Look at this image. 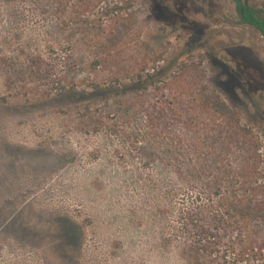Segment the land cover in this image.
I'll return each mask as SVG.
<instances>
[{
    "label": "rangeland",
    "instance_id": "obj_1",
    "mask_svg": "<svg viewBox=\"0 0 264 264\" xmlns=\"http://www.w3.org/2000/svg\"><path fill=\"white\" fill-rule=\"evenodd\" d=\"M214 58L246 94H220ZM154 63L183 110L204 87L224 98L264 160V36L231 0H0V264H193L173 177L139 150V105L178 94L133 86Z\"/></svg>",
    "mask_w": 264,
    "mask_h": 264
},
{
    "label": "trees",
    "instance_id": "obj_2",
    "mask_svg": "<svg viewBox=\"0 0 264 264\" xmlns=\"http://www.w3.org/2000/svg\"><path fill=\"white\" fill-rule=\"evenodd\" d=\"M231 1L238 25L263 30V10L252 7L250 0ZM119 4L104 11L99 8L100 19L107 20L110 11L122 6ZM111 55L114 56L113 51ZM100 58L105 61L108 57ZM91 64L97 69L96 61ZM211 64L222 77L217 85L221 95L238 90L246 94L240 78L223 62L214 58ZM166 72L167 68L155 67V63L152 67L143 65L131 79L144 94L151 89L178 93L165 101L139 105L146 115L137 137L146 165L156 163L160 171L170 174V195L183 199L184 210L180 218L178 213L176 223L178 230L180 224L183 237L192 239L189 253L193 264H264V160L258 138L251 128L239 123L237 113L229 110L224 98L206 87L204 91L209 96L192 99L187 102V110H183L185 100L179 98V88L183 91V86L179 85V78L163 79ZM131 88L132 85H121L115 79L105 90ZM213 107L226 111L217 115ZM179 122L187 132L183 136Z\"/></svg>",
    "mask_w": 264,
    "mask_h": 264
},
{
    "label": "water",
    "instance_id": "obj_3",
    "mask_svg": "<svg viewBox=\"0 0 264 264\" xmlns=\"http://www.w3.org/2000/svg\"><path fill=\"white\" fill-rule=\"evenodd\" d=\"M261 33L263 34V36H264V28H263V30L261 31Z\"/></svg>",
    "mask_w": 264,
    "mask_h": 264
},
{
    "label": "flooded vegetation",
    "instance_id": "obj_4",
    "mask_svg": "<svg viewBox=\"0 0 264 264\" xmlns=\"http://www.w3.org/2000/svg\"><path fill=\"white\" fill-rule=\"evenodd\" d=\"M261 32V31H260ZM263 35V34H262Z\"/></svg>",
    "mask_w": 264,
    "mask_h": 264
}]
</instances>
